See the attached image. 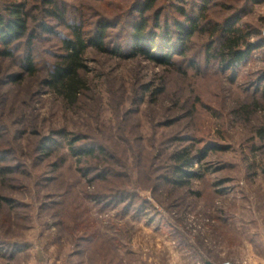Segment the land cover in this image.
Listing matches in <instances>:
<instances>
[{"label": "rangeland", "instance_id": "obj_1", "mask_svg": "<svg viewBox=\"0 0 264 264\" xmlns=\"http://www.w3.org/2000/svg\"><path fill=\"white\" fill-rule=\"evenodd\" d=\"M139 3L59 1L65 21L91 34L110 24L106 48L126 52ZM201 6L156 0L144 14V32L158 36L154 54L166 26L182 46L172 65L88 49L85 86L70 104L46 84L69 31L31 4L36 72L23 69L24 42L0 58V264H264V0ZM180 9L199 27L183 45ZM236 17V27L252 30L253 48L223 70L208 57L224 39L212 40L211 24ZM70 143L95 152L74 157ZM185 149L201 177L181 187L173 157Z\"/></svg>", "mask_w": 264, "mask_h": 264}, {"label": "trees", "instance_id": "obj_2", "mask_svg": "<svg viewBox=\"0 0 264 264\" xmlns=\"http://www.w3.org/2000/svg\"><path fill=\"white\" fill-rule=\"evenodd\" d=\"M60 0H0V58H13L16 49H18L17 42H24L26 46V56L24 57L25 66L23 67L26 72L33 75L36 72L32 56V43L36 38L34 30L31 29L29 7L34 6L41 14H44L47 18H53L63 25L66 30L69 31V35L63 36L61 40L62 54L57 57V60L53 64L51 70L48 72V79L46 81L47 86L53 91L61 95L67 102L74 104L77 101L78 95L84 89L85 83L81 78L82 72L86 69L85 53L90 48H95L101 52H107L111 55H115L122 58H134L136 56H142L150 61L169 66L172 65L174 54L179 53L182 50V46L179 48L176 45H172V37H168L169 27L166 26V34L162 37L160 51L154 54L158 43H156L157 35L154 33L146 34L145 30V18L144 14L150 10L156 0H143V3H139L135 9L140 15V21L133 24V41L132 51L126 52L121 46H117L114 49H107L105 46V37L107 30L111 27L106 21L98 22L95 31L91 34L83 29L80 24H69L65 21V12L63 8H60ZM261 0H254V2H260ZM209 0H202L201 11L206 9V4ZM62 9V10H61ZM181 15L185 17L186 25L177 22L175 27V33L177 40L181 42V45L185 44L187 37L194 31L198 30L197 18L190 16L184 9L179 10ZM32 19V18H31ZM239 19L232 18L226 22L225 25L211 24V38L214 40L216 35L224 34L223 42L220 49L212 54L213 50L210 49L208 54L209 58H215L218 60L223 70H230L236 67L240 62L246 58L251 50L252 45L249 42V38L253 35L252 30L244 27H236ZM41 30L44 34L55 35L53 27L46 23L41 24ZM23 40V41H21ZM16 46V47H15ZM153 53V54H152ZM19 77H11L10 82H17ZM60 134H66L64 132ZM81 139V138H80ZM80 139H77L79 141ZM50 142V141H49ZM71 145V154L74 157L93 155L95 149H83L79 150ZM50 146L41 147V152L47 155ZM100 155H105L103 148L98 147ZM200 161L206 157V152H199ZM176 167L174 169V175H177L175 183L179 186H187L193 178H200L199 173L190 172L192 167L193 157L188 149L177 153L173 157ZM12 256L17 255L21 250L20 246L11 247ZM19 255V254H18Z\"/></svg>", "mask_w": 264, "mask_h": 264}, {"label": "crops", "instance_id": "obj_3", "mask_svg": "<svg viewBox=\"0 0 264 264\" xmlns=\"http://www.w3.org/2000/svg\"><path fill=\"white\" fill-rule=\"evenodd\" d=\"M22 254V253H21ZM17 256H19L20 257V254L19 255H17ZM16 256V257H17ZM207 263H209V262H206V263H203V264H207ZM211 264H213L212 262H210ZM246 263H248V264H254V263H252L251 261H249V262H245V263H240V264H246ZM197 264H200V263H197Z\"/></svg>", "mask_w": 264, "mask_h": 264}, {"label": "built area", "instance_id": "obj_4", "mask_svg": "<svg viewBox=\"0 0 264 264\" xmlns=\"http://www.w3.org/2000/svg\"><path fill=\"white\" fill-rule=\"evenodd\" d=\"M224 264H237V263H234V262H226ZM246 264H248V263H246Z\"/></svg>", "mask_w": 264, "mask_h": 264}, {"label": "water", "instance_id": "obj_5", "mask_svg": "<svg viewBox=\"0 0 264 264\" xmlns=\"http://www.w3.org/2000/svg\"><path fill=\"white\" fill-rule=\"evenodd\" d=\"M207 264H211V263H207Z\"/></svg>", "mask_w": 264, "mask_h": 264}]
</instances>
